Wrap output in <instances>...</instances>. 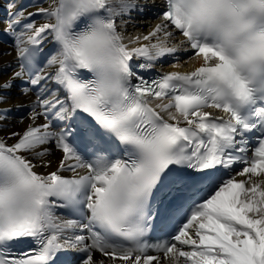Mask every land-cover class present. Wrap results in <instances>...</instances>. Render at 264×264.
<instances>
[{
  "label": "snow or ice",
  "instance_id": "snow-or-ice-1",
  "mask_svg": "<svg viewBox=\"0 0 264 264\" xmlns=\"http://www.w3.org/2000/svg\"><path fill=\"white\" fill-rule=\"evenodd\" d=\"M0 38V264H264V0H12Z\"/></svg>",
  "mask_w": 264,
  "mask_h": 264
},
{
  "label": "bare ground",
  "instance_id": "bare-ground-1",
  "mask_svg": "<svg viewBox=\"0 0 264 264\" xmlns=\"http://www.w3.org/2000/svg\"><path fill=\"white\" fill-rule=\"evenodd\" d=\"M11 2H12V0H0V20H3L5 18L6 9L11 6ZM15 3L27 5L30 3V0H15ZM31 10L32 9H29V11H31ZM154 16H155V13L153 14V17ZM156 22H158L157 19L154 20V19H152V17H149V18H147V20L140 22L139 24H135V27L133 26V24H129L128 32L131 33L132 35H136L138 32L142 33V34H147L148 30L152 26H154V24ZM3 52H11V46L7 45L3 38H0V53H3ZM4 59L5 60H11L12 56H5ZM134 62H137V61H134ZM182 63H183V61H182ZM195 63H196L195 61H188L187 64H184V66L179 68V69H174V68H171L168 66H163L162 69L164 71H186V70H189L190 67ZM158 68L160 69L159 66H158ZM20 102H22V98H19L18 93H16L14 91L13 92V99L11 101V104L13 105V107H12V111H11V114L9 116V119L7 121V126H8L9 130H15V131H22L23 130L24 125L20 124L19 121L21 119L25 118L26 109L22 108L20 110H17L14 107V105H16L17 103H20ZM59 155H60L59 153H56L55 155L49 157V159H51L53 162L51 164V166L48 169H39L38 171H40L41 173L55 171L56 167H57ZM62 175L71 176L72 174L71 173H69V174L68 173H62Z\"/></svg>",
  "mask_w": 264,
  "mask_h": 264
},
{
  "label": "rangeland",
  "instance_id": "rangeland-1",
  "mask_svg": "<svg viewBox=\"0 0 264 264\" xmlns=\"http://www.w3.org/2000/svg\"><path fill=\"white\" fill-rule=\"evenodd\" d=\"M144 16V15H143ZM139 17V16H136L135 17V24H139L140 22H143V21H145V20H147V18H144V17ZM152 19H156L155 17L154 18H152Z\"/></svg>",
  "mask_w": 264,
  "mask_h": 264
}]
</instances>
